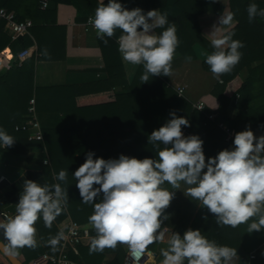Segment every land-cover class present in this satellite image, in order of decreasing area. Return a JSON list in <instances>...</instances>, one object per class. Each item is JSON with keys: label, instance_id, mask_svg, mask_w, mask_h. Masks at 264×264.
Wrapping results in <instances>:
<instances>
[{"label": "clouds", "instance_id": "1", "mask_svg": "<svg viewBox=\"0 0 264 264\" xmlns=\"http://www.w3.org/2000/svg\"><path fill=\"white\" fill-rule=\"evenodd\" d=\"M247 13L249 22L257 16L264 18V8L254 2ZM88 23L105 44L120 31L118 51L126 64L142 66V83L159 75L171 77L180 41L167 13L128 9L121 0H99ZM234 23V14L224 11L204 36L213 49L205 63L215 78L231 72L241 59L244 45L232 39ZM185 59L191 61L190 56ZM177 94L184 96L182 90ZM170 117L148 137L155 158L120 154L105 159L89 151L85 162L72 173L81 201L93 207L88 223L96 235L89 250L102 252L123 244L134 264H140L148 246L159 243L165 245L159 250L160 264H233L238 256L236 248L209 240L200 229L189 228L182 235L170 231L164 225L169 218L164 213L175 190H183L185 196L214 214L219 226L236 228L248 223V233L264 229V135L257 137L248 127L235 134L233 147L206 159L204 141L182 131L190 126L189 119L175 111ZM15 142L14 136L0 127V148ZM67 179V172L60 170L55 184L24 180L14 214L0 212L4 217L0 219V249L17 255L22 248L37 246L36 222L42 220L51 228L62 214L69 199L62 187ZM63 238L60 232L48 243L55 250Z\"/></svg>", "mask_w": 264, "mask_h": 264}, {"label": "trees", "instance_id": "2", "mask_svg": "<svg viewBox=\"0 0 264 264\" xmlns=\"http://www.w3.org/2000/svg\"><path fill=\"white\" fill-rule=\"evenodd\" d=\"M42 1L0 0V7H4L9 12H15L18 19L32 18L35 20L29 34L16 40H12L11 34L6 30L5 21L0 20V52L9 46L15 55L8 62L7 69L0 71V127H3L16 139L11 147L0 148V153L3 151L26 153L35 142H41L30 141L27 132L15 129L16 125L24 121L34 94H36L35 100L39 110H54L62 113L68 111L72 104L76 105V95L78 96L84 90V88L82 90L79 88L75 92H68L67 87L63 86L35 88V67L38 60H54L63 57L61 50L65 45L66 23L59 19L60 9L65 6L66 10H72L71 18L94 16L99 1L47 0L46 8H42ZM121 2L128 9L136 7L143 10L160 9L162 13L168 14L169 20L174 23L176 30H181L187 22L197 20L200 15L206 12L220 14L225 7H230L235 19V25L230 29L234 33L232 39L239 40L244 47L240 49L242 56L239 63L231 72L223 74L221 76L222 82L213 89V95L220 102L219 116L214 120H209L206 116V113L210 112L209 109L206 111L195 109L190 102L178 96L158 76H155L150 77L151 80L146 82V84L152 83L151 89L141 87L135 91H130L129 95H134L139 103L122 106L120 104L122 99L117 100L114 106V111L117 113L114 120V131H117V134L116 132L115 135L110 132H98V127L99 129L102 128L95 117H93L95 119L86 120V116L90 114L94 116L96 113L104 111L111 112V109L105 108L106 105L109 107L108 104L77 105L76 109L85 117L82 132H69L62 129L46 130L43 128L46 144L49 146L50 144H71L72 137L75 136L74 140L77 144L80 142L95 144L102 141L105 144L119 145L130 150L120 154L140 159L155 158V149L149 143L148 137L171 118L170 113L172 111H175L178 116L189 119L190 126L187 128L204 141L203 148L206 156H215L221 150L233 147L234 136L239 131L251 127L256 135V132L264 130V18L257 16L255 20L249 22L247 13L249 4L253 2L259 8H264V0H121ZM38 20H42V22ZM64 20L66 21L68 18ZM98 41L105 57L110 79H112L119 68L118 66L121 67L117 40L113 36L108 38L107 44L100 39ZM32 44L37 45L36 53L19 65L18 53ZM204 68L210 70L205 61ZM110 82L113 83L112 80ZM155 83L161 84V87L155 86ZM143 94H145L144 97ZM231 106L240 109L236 118H231L228 115V108ZM127 114H129V119H127ZM221 122L227 123L228 129L232 133L230 139H227V131L220 126ZM109 123L112 124L113 122L109 121ZM262 134L264 135V131ZM56 154L58 153H52V166L48 170L58 175L60 170H65V160L63 157H56ZM65 171L68 174L69 169ZM26 179L50 184L44 173H26L6 193L7 199L14 206L19 200L23 182ZM56 183H58L57 180ZM62 187L68 191L69 195L63 211L67 210L73 220L78 223L88 221L93 207L84 204L79 199H72L70 193H77L76 184L67 179V183H62ZM204 217L199 218L198 225L193 229H200L203 235L217 244L236 248L240 256L239 264H262L260 262V259H264L262 253H259L256 260L252 262L245 255L237 227L217 225L214 214L208 215L207 220ZM36 223L42 234V228L45 227L43 221L38 220ZM23 249L26 250V247ZM80 253L83 261L81 246ZM26 254L38 257L41 252L28 251ZM0 255L8 264H12L1 251ZM44 264L50 263L44 261Z\"/></svg>", "mask_w": 264, "mask_h": 264}, {"label": "crops", "instance_id": "3", "mask_svg": "<svg viewBox=\"0 0 264 264\" xmlns=\"http://www.w3.org/2000/svg\"><path fill=\"white\" fill-rule=\"evenodd\" d=\"M99 1V0H98ZM107 1V0H105ZM59 11L60 21H64L66 27L65 45L62 47L61 59L54 60H38L35 67L34 84L35 88H50L54 86L67 87V91L75 92L82 90L78 96L76 95V105L72 104L66 112H55L54 110H39L37 109V118L42 127L46 130L62 129L69 132H82L83 129V114L76 109L78 106L101 105L106 109H111V112L96 113V115H87L86 120L95 119L100 122L102 129L98 132H107L115 135L114 120L117 113L114 111V106L117 100L122 106L135 105L138 99L134 95L130 96V91L143 87L151 89L152 83H142L140 76L143 73L142 66H133L126 64L119 52V62L121 67L117 69L114 77L110 79L107 70L105 57L100 47L95 30L87 27L88 16L71 18L72 10H66V7ZM157 9L158 8H152ZM147 9L145 12L152 10ZM224 11H230V7H225L220 14L206 12L198 17L195 21L187 22L181 30H176L179 38V46L176 49L174 59L172 61V75H159L164 84L172 89L177 94V87L183 86L185 89L184 96H180L190 102L204 100L210 112L219 116L220 102L213 95L214 87L222 82L221 77L215 78L210 70L204 68L206 55L213 49L209 42L204 39L205 34L212 31V26L218 23L220 16ZM68 18V20H64ZM31 19L34 23L35 20ZM42 22V20H38ZM235 23L233 24V26ZM232 26V27H233ZM158 32L161 30H157ZM120 35L117 30L115 39ZM30 47V46H29ZM31 47L37 45L32 44ZM191 57V61H187L185 57ZM113 81V83L110 82ZM155 86L161 87V84L155 83ZM147 95V94H146ZM178 95V94H177ZM145 94H143V97ZM179 96V95H178ZM32 98L36 99V94ZM31 98V99H32ZM143 101V100H142ZM37 103V102H36ZM118 103V104H119ZM126 103V104H125ZM193 106V105H192ZM218 106V107H217ZM216 107V108H213ZM104 109V108H103ZM127 109H129L127 107ZM113 110V111H112ZM240 109L235 106L228 108V115L231 118H236ZM83 113V112H82ZM85 114V113H84ZM127 114V119H129ZM95 117V118H93ZM109 121L113 123L110 124ZM228 128L226 122H221ZM111 126V127H108ZM104 128V129H103ZM106 128V129H105ZM111 128V129H108ZM105 130V131H104ZM110 130V131H109ZM225 130V129H223ZM264 130L256 132L259 137ZM102 134V133H101ZM103 135V134H102ZM75 137V136H74ZM72 137L74 140L75 138ZM228 139V137H227ZM71 140V144L51 145L44 141L35 142L29 147L26 153H11L3 151L0 153V178L5 179L0 183V212H8L14 214L15 206L6 197V193L11 189L12 185L19 181L26 173H44L50 184H55V173H51L52 153L63 157L65 160V170L68 171V179L71 183H76L72 172H75L86 159V153L92 151L97 157L118 158L123 151L129 152V149L114 144H105L102 141L95 144L75 143L76 140ZM62 155H59V154ZM211 156H206V159ZM46 161V163H45ZM52 175V176H51ZM70 176V178H69ZM164 187L170 189V185L165 184ZM72 192V199L81 200L79 189ZM93 212V211H92ZM90 212V214H92ZM165 215L169 218L164 221V225L171 231L179 232L181 235L189 228H195L198 225L199 218L211 215L206 207H201L199 204L189 197L185 196L183 190H175V195L165 209ZM0 216V219H3ZM255 219V218H253ZM73 220L67 210L62 211V214L56 218L52 227H43L42 234L36 223L37 228V246L35 248H23L18 250L16 255L23 264H44L43 254L45 252L57 253L60 249L61 241L55 250L49 245L48 241L51 237L56 236L60 232L66 231L69 222ZM251 221H249L250 223ZM83 241L81 244V252L84 264H124L128 249L123 244H118L115 249L105 248L102 252H90L89 243L92 237L96 235L88 221L79 223ZM238 234L241 241V247L245 255L250 258V262L256 260L259 253L264 256V229L248 233V223L240 224ZM165 247L163 244L153 243L146 250L145 264H157L161 261L160 249ZM28 248V249H27ZM28 251L41 252L38 257L31 254H26ZM254 258H251L252 255ZM260 262L264 264V259ZM240 263V256L234 260L233 264ZM0 264H8L0 255Z\"/></svg>", "mask_w": 264, "mask_h": 264}, {"label": "built area", "instance_id": "4", "mask_svg": "<svg viewBox=\"0 0 264 264\" xmlns=\"http://www.w3.org/2000/svg\"><path fill=\"white\" fill-rule=\"evenodd\" d=\"M48 5L47 0L42 1V8H46ZM90 17V16H89ZM88 17V18H89ZM87 18V27H93L88 23ZM0 20L5 21V28L11 34L12 40H16L21 36L27 35L30 32V28L33 27L34 22L27 18L24 20H20L17 17L15 12H9L4 7H0ZM36 53L35 47H27L17 55L18 64L21 65L27 59L32 57ZM15 57L11 48L8 46L4 48L0 52V71L7 69V64ZM182 90L183 95L185 89L183 86H178L177 91ZM181 96V95H179ZM192 105L195 109L200 111H206L208 109V105L204 100H197L192 102ZM206 116L209 120H214L216 118V114L214 112H207ZM220 126L227 131V137L230 139L232 137V133L229 131L227 126L223 123H220ZM16 130L25 131L28 133V139L30 141H43V127L40 121L37 118V109H36V100L32 98L30 100L28 112L25 116L24 121L21 124L16 125ZM182 131L186 136L194 135V133L189 130L187 127H182ZM5 179V177L0 178V183ZM10 215L8 212H3ZM81 225L71 220L64 232V238L61 241L60 249L57 253H49L45 252L43 254V260L50 264H84L81 259L80 246L83 241ZM253 254L251 258H254ZM146 253L144 257L141 258L140 264H145ZM124 264H134V258L129 254L126 255Z\"/></svg>", "mask_w": 264, "mask_h": 264}, {"label": "water", "instance_id": "5", "mask_svg": "<svg viewBox=\"0 0 264 264\" xmlns=\"http://www.w3.org/2000/svg\"><path fill=\"white\" fill-rule=\"evenodd\" d=\"M0 251L11 261L12 264H23V262L16 255L4 252L2 249H0ZM157 264H160V262Z\"/></svg>", "mask_w": 264, "mask_h": 264}]
</instances>
